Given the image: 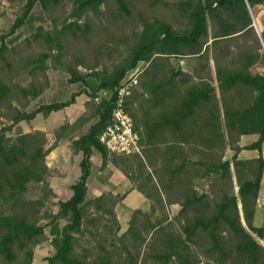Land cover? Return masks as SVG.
<instances>
[{"label": "trees", "instance_id": "obj_1", "mask_svg": "<svg viewBox=\"0 0 264 264\" xmlns=\"http://www.w3.org/2000/svg\"><path fill=\"white\" fill-rule=\"evenodd\" d=\"M6 1L22 4L10 34L36 4L51 28L37 25L8 42L0 36V264H32L49 238L54 252L46 264H264V224L257 222L264 75L250 71L261 41L246 7L264 0ZM121 44H130L127 55L98 70L99 59ZM172 58L188 68L175 67ZM142 62L143 91L135 108L126 98L125 109L135 122V111L145 116L156 106L162 120L138 132L140 153H110L100 136L115 88ZM49 69L64 71L81 89L64 101L34 104L50 87ZM82 93L94 121L73 141L82 154L80 176L69 199L54 201L46 156L69 124L49 134L22 131L20 123L67 107ZM155 134L162 142L152 141ZM243 135L257 138L240 146ZM243 149L258 156L240 159ZM93 151L150 202L148 211L132 210L123 231L115 211L122 197L106 191L86 198ZM172 204L179 205L173 215Z\"/></svg>", "mask_w": 264, "mask_h": 264}, {"label": "crops", "instance_id": "obj_2", "mask_svg": "<svg viewBox=\"0 0 264 264\" xmlns=\"http://www.w3.org/2000/svg\"><path fill=\"white\" fill-rule=\"evenodd\" d=\"M180 62H182V64L185 63L183 60H181ZM210 65H211L213 76H214V64L212 60H210ZM75 88L76 89L72 91V94L79 92L81 89V87H79L78 84H75ZM142 91L143 89L138 84V86L135 87L132 90L131 94L128 96V97L130 96L132 97V103L130 105L131 108L136 107L137 103L133 99L137 98L138 93ZM153 91L155 92V88L153 87L150 88V93H153ZM218 92L219 91L217 89V94ZM53 101H64V100L55 99ZM86 101H87V96L84 93H82V94L75 96L74 102L67 107H64L58 111L51 112L47 116H43L42 114H37L35 116V117L42 116L43 118H45L46 122H44V126H48L50 121L54 119L53 118L54 116H57V115L59 116L60 113L65 112L66 110L74 113L73 116L65 119V121L60 122L59 125L56 126V127H59L63 123L68 122L69 129L65 137L62 138L58 142V144L46 156V164L50 170L52 169V176L50 178V186L53 192L57 196V198L54 201H57V200L65 201L69 199L73 193L71 190V185L75 183V181L80 176V172H81L80 171V160H81L82 154L80 151L77 153L74 152L73 141H75L80 135H82L94 121L92 117H89L87 115L88 110H86L85 108ZM160 110L161 109H158L156 106L155 107L153 106L151 109H148V108L144 109L145 116L142 111H139V110L135 111L137 119L135 120V122H133V124L136 126L137 135H138V132L142 133V131L145 129L144 128L145 125H148V123L152 124L155 121L162 120V115H161ZM56 127H52V129L37 128V129H32V130H41V131H45L50 134L52 130L55 129ZM159 136H160L159 134H155L153 137L155 139L152 141L162 142ZM244 136L245 135L241 136L240 138V146L247 145L254 141L253 140L248 143H243L242 139ZM178 140L182 141L180 139ZM165 141L167 140L164 139V142ZM245 153L247 154L242 157L241 155ZM257 156H258V152L256 150L243 149L238 154V157L240 159H249V158H254ZM51 157H54V159H50ZM90 162H91V170H90V175L87 178V182H86V188H87L86 198L87 199L97 197L106 191L111 192L113 195H118L122 197V200L118 202L115 206L117 218L120 224H121V221H120V216L118 215L119 212L121 211L124 212L123 214L126 215V223H128L132 210L141 209L143 211H146L149 209V206H150L149 200L144 195H142L139 191L133 188L132 183L125 177V175L118 168L114 167L109 162L105 166L102 167V159L98 152L93 151L92 155L90 156ZM110 165L113 169L112 168L109 169ZM105 168L106 169L108 168L107 171L104 170ZM90 194L91 196H89ZM263 194H264V190L262 191V187H261L259 197H258V202H257V206H258L257 216L258 214L260 215L261 213L259 209V199ZM128 199H131V200L133 199L132 201H136V204H129V205L126 204V201ZM140 200L142 201H141L140 206H138L137 202H140ZM170 208L174 210H178L179 205L172 204Z\"/></svg>", "mask_w": 264, "mask_h": 264}, {"label": "rangeland", "instance_id": "obj_3", "mask_svg": "<svg viewBox=\"0 0 264 264\" xmlns=\"http://www.w3.org/2000/svg\"><path fill=\"white\" fill-rule=\"evenodd\" d=\"M168 1H176V0H168ZM246 2V0H245ZM238 8L241 10V4L236 3ZM22 4L19 3H13L10 4L6 0L0 1V36L1 35H6L5 41L8 42V40H14L15 37L20 38L24 37L25 35L29 34L32 32L35 26L37 25H42L46 29L51 28V22L48 20V15L45 13L39 5H35L33 10L31 11V14L27 18L25 24L18 28L16 32L13 34H10V28L17 18V16L20 15V9H21ZM68 6V10L71 9L70 5ZM246 7L249 13L250 18H253L256 23V27L258 28L259 32L264 31V5H256L254 7H249V5L246 2ZM260 41L262 38H259ZM263 42V40H262ZM130 44H121L118 45V49L114 51L111 55V57H103L99 59V65H98V70H101L105 67H110V64L114 62V60L117 59H122L127 55L128 47ZM259 52L261 53V58L260 61L253 65L250 68V71L252 74L259 73L261 75H264V42L263 44L260 42V49ZM179 58H172V64L175 67H181L183 70H186L188 67L182 62H180ZM146 63H140L139 67L142 69ZM80 71L85 72L86 70L80 67ZM88 71V70H87ZM88 73V72H87ZM48 77L50 81V87L46 90V92L41 96V98L34 102V104H39V103H48L51 102L55 99L58 100H66L70 97L72 94V91H74L75 84L69 83L68 82V75L61 70H54V69H49L48 72ZM139 84V81H138ZM136 85V87L138 86ZM101 95H104V92H101ZM64 111V110H63ZM88 112V111H87ZM91 112H88L87 115H91ZM74 113L70 111H65L59 114V116H54L48 126H44L45 118L42 116H37L35 117L32 121L30 122H23L20 123V128L22 131H28L32 129H37V128H46V129H52V127H56L59 125L60 122L65 121V119L73 116ZM3 121H0V126L2 125ZM257 138V135H245L242 139L243 143H248ZM51 136L49 137V142L51 143ZM232 152L230 150L226 151L225 158L229 159L231 157ZM247 153L241 155L242 157L245 156ZM262 155L264 157V143L262 145ZM50 159H54V157H51ZM52 167V166H51ZM112 168L111 165L109 169ZM108 169V168H107ZM105 168L104 170L107 171ZM113 169V168H112ZM51 176H52V169L50 170ZM72 180V179H71ZM262 191L264 190V175H263V180H262ZM35 196V194L31 195ZM91 196V194L89 195ZM133 200V199H132ZM131 199H128L126 201V204H136V201H132ZM140 202H137V205L140 206ZM259 209L261 211L260 215L258 214L257 217V222L263 223L264 224V194L260 197L259 199ZM116 211V210H115ZM148 211V210H146ZM177 210H174L170 208V214L173 215L176 213ZM124 212L121 211L118 213L120 216V221H121V229L122 231L127 227L126 223V215L123 214ZM117 214V213H116ZM128 219V218H127ZM264 244V242H262ZM54 252V247H53V240L49 238V240L46 243H43L39 246L36 247L34 250V256H33V261L32 264H46L44 261V258L48 255H51Z\"/></svg>", "mask_w": 264, "mask_h": 264}, {"label": "built area", "instance_id": "obj_4", "mask_svg": "<svg viewBox=\"0 0 264 264\" xmlns=\"http://www.w3.org/2000/svg\"><path fill=\"white\" fill-rule=\"evenodd\" d=\"M140 70L139 66L131 70L115 88L111 118L100 136L101 143L110 153H140L138 135L134 131L132 118L125 109L126 98L138 84Z\"/></svg>", "mask_w": 264, "mask_h": 264}, {"label": "water", "instance_id": "obj_5", "mask_svg": "<svg viewBox=\"0 0 264 264\" xmlns=\"http://www.w3.org/2000/svg\"><path fill=\"white\" fill-rule=\"evenodd\" d=\"M251 19H252V27H253L254 30L256 31L258 37L261 38L260 32H259L258 28L256 27L255 20H254L253 18H251ZM261 43L263 44L262 40H261Z\"/></svg>", "mask_w": 264, "mask_h": 264}]
</instances>
